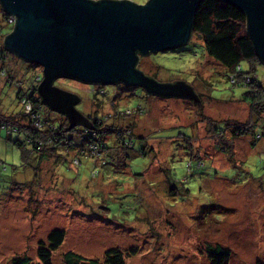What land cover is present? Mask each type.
Segmentation results:
<instances>
[{
    "label": "rangeland",
    "instance_id": "obj_1",
    "mask_svg": "<svg viewBox=\"0 0 264 264\" xmlns=\"http://www.w3.org/2000/svg\"><path fill=\"white\" fill-rule=\"evenodd\" d=\"M11 28L3 23L0 34ZM136 67L160 83L183 81L198 102L121 82L105 91L104 85L62 78L57 87L79 98L74 109L96 118L88 131L102 144L98 150L77 154L78 137L68 121L44 105L41 118L59 123L61 137L71 134L64 159L35 161L30 149L21 156L0 129V264L16 256L36 261L38 242L52 229L64 233L52 264H62L67 251L102 263L108 249L120 252L123 264H210L206 250L215 246L229 250L227 264H264V112L254 113L241 100L243 88L229 85L246 82V75L225 77L196 35L138 57ZM1 70L8 73L0 77V122L15 114L24 124L26 116L17 114H28L31 100L16 99L15 92L35 84L41 66L3 52ZM253 76L264 87V67ZM250 84L245 89H257ZM223 120L226 126L217 129ZM258 121L261 132L252 138L249 126ZM128 131L136 148L119 143ZM188 154L196 157L186 175ZM197 160L205 167H195Z\"/></svg>",
    "mask_w": 264,
    "mask_h": 264
},
{
    "label": "water",
    "instance_id": "obj_2",
    "mask_svg": "<svg viewBox=\"0 0 264 264\" xmlns=\"http://www.w3.org/2000/svg\"><path fill=\"white\" fill-rule=\"evenodd\" d=\"M200 0H0L14 18L3 46L41 66L36 87L39 103L63 114L68 126L90 123L74 109L79 98L51 85L55 78L85 84L138 85L161 97L191 98L181 81L160 83L135 68L137 54L163 51L189 39L191 20ZM245 15L246 31L258 58L264 61V0H223Z\"/></svg>",
    "mask_w": 264,
    "mask_h": 264
},
{
    "label": "trees",
    "instance_id": "obj_3",
    "mask_svg": "<svg viewBox=\"0 0 264 264\" xmlns=\"http://www.w3.org/2000/svg\"><path fill=\"white\" fill-rule=\"evenodd\" d=\"M8 16L9 14L5 13L0 8V21H1L0 28L3 26V23L7 24ZM191 22L192 23H191L189 38L191 35H196L200 39V41L202 42L204 53L209 58L218 62L226 70L224 73L225 77L227 76L229 78H232L237 73H240L241 75H246L245 76V79L247 80L246 82L250 81L251 82L250 87H256L257 89L252 91L245 89V83H246L245 81L236 82L234 84H229V85H231L232 87L239 86L243 88L241 94V100L242 99H244L245 101L247 100L248 101V102L246 101L247 106L254 113L264 112V87L263 85L259 84L256 78H254L253 76L259 66L264 67V61L258 58L252 46V43L249 39V35L246 31V18L244 13L234 4L227 1L200 0L196 4V8L192 15ZM7 25L13 27V25L10 24ZM11 29L5 34L2 33L3 31L2 30L0 35H7L8 33L11 32ZM1 41L2 42H0V51H1L0 57L2 56L3 52L5 54L9 53L4 48L2 39ZM185 43H189V39ZM145 55L137 54V59L138 57ZM135 68L139 70L144 76H147L145 75V73H143L140 69L136 67V63H135ZM7 73L8 72H0V77L3 76L6 77ZM36 77L33 78L35 84H33V82L30 81L29 87L26 88V91H22L21 89L18 88L15 92L16 99L22 95L24 101H26L27 99L31 100L28 103L30 107L29 113L26 115L24 114L23 116L21 113L17 114L21 116L22 119L26 116L25 123L21 124L18 120H16L15 114L12 116H5L7 120L5 122L4 121L0 122V129L4 130V132L7 135V138L20 150L21 156L28 154V151L31 150V154H33V156L35 154V161L36 159H46V158L47 159L53 158L54 160H57L58 156L60 155H62L61 157L64 159L65 157L61 153V151L67 152L68 150L66 147L70 149L72 148V146H69V144L64 145V141L67 140L69 137H71V134H67L66 137H61V135L59 134V130H60V127L58 126L59 123H55V121L52 122L51 120L45 121L44 118H41V113L39 111L41 105L44 104L39 103V97L36 92V87L39 84L41 77L40 75H36ZM152 79L156 82H159L154 78ZM181 82L184 83L183 81ZM116 83L102 84V86L104 85L102 88L106 91V85H112ZM126 86L141 88L138 85H126ZM32 91L34 92L33 95H31ZM147 94H151V93H147ZM57 114L62 117V120L63 119L67 120L63 114L60 113ZM79 115L84 117L90 123L91 128L95 127L97 120H95L96 118L93 115L89 117L88 115L84 116L80 113ZM235 123H237V120L235 121ZM258 123L260 122L259 121L255 122L254 124L249 126L250 131H253L251 136L252 138H254L255 133L261 132L259 130L261 125L260 124L258 125ZM76 124L71 125L67 129L69 130V132L76 133V137H78L77 140L78 142L75 143L77 149H81L80 147L83 148L89 146L90 144H92L96 148H100L102 146L101 143L97 144L93 142L94 138L89 136V131H88V129H90L89 127L82 125L81 123L80 125H76ZM226 124L227 123L224 120L219 121L218 124H215V127L218 126L217 129H222L226 126ZM184 130L188 132L186 128H184ZM106 131H111V130L110 128H108ZM100 132L101 130L98 128V133ZM243 132L244 131L240 132V134ZM245 132L247 131L245 130ZM12 134L20 135L22 136V138H18V136H14L13 138H11ZM131 135L132 134H130V132L128 131L124 135V138L121 137L119 143L124 145H128L127 143H129V147L132 146L136 148V143L131 138ZM232 135H235V133L233 132ZM186 136L188 137L189 134L187 133ZM25 145L28 147V149L23 147ZM107 145L109 144L107 143ZM252 145L253 143H251V146ZM103 147L107 148L108 146L104 145ZM77 154H82V153L77 152ZM139 154L140 156L143 155V153L141 152H139ZM193 155L194 154H191L190 156L188 154L185 163L188 161H194L192 160V158L196 156ZM76 158L77 156H75L72 160H76V162L79 163L80 160ZM197 162L198 160L195 161V167L198 166H202V168L205 167L204 161L200 163ZM187 167H188V171L186 172V175L190 174V172L192 171L191 169L192 167H190L189 162ZM95 172H97L96 169ZM131 172H133V170H131ZM96 193L99 194L98 192ZM132 213H134V211H132ZM63 239H64V233L62 230L52 229L46 235L45 241L38 242V246L36 249V261L32 262L30 258L27 256H21V257L16 256L10 259L9 264H52L51 253L60 246ZM43 242H46V245ZM229 254L230 252L227 248H222L220 246L210 247L206 250V257L208 258L210 264H227V259L229 257ZM62 264H123V261L120 252L114 249H108L105 251L104 259L102 260V263L98 262L94 258L85 259L73 252L67 251L63 255ZM255 264H262V263L256 261Z\"/></svg>",
    "mask_w": 264,
    "mask_h": 264
},
{
    "label": "built area",
    "instance_id": "obj_4",
    "mask_svg": "<svg viewBox=\"0 0 264 264\" xmlns=\"http://www.w3.org/2000/svg\"><path fill=\"white\" fill-rule=\"evenodd\" d=\"M13 23H14V18L12 17V16H8V19H7V24H10V25H13ZM0 72H3L2 70L0 71ZM37 78V77H36ZM21 100H23V98L21 99ZM92 131H89V136L91 137L92 136ZM93 138V137H92ZM94 143H97V142H95V141H93ZM98 144V143H97ZM81 149H80V152L81 153H83L82 151L84 150V151H86L85 149H82V147H80ZM83 148H86L87 150H90V149H92V148H95V150H98L99 148H96L95 146H93L92 144H90L89 146H86V147H83ZM72 162L74 163V164H76L77 162H76V160H72Z\"/></svg>",
    "mask_w": 264,
    "mask_h": 264
},
{
    "label": "flooded vegetation",
    "instance_id": "obj_5",
    "mask_svg": "<svg viewBox=\"0 0 264 264\" xmlns=\"http://www.w3.org/2000/svg\"><path fill=\"white\" fill-rule=\"evenodd\" d=\"M59 79H62V78H55V79H53L52 82H51V85L54 86V87H56V88H58V89H60V88L57 87V85H56L57 83H56V82H57ZM61 90H63V89H61ZM63 91H66V90H63ZM66 92H68V91H66ZM69 93H71V92H69Z\"/></svg>",
    "mask_w": 264,
    "mask_h": 264
}]
</instances>
